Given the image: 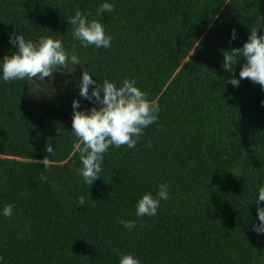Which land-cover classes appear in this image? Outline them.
Returning a JSON list of instances; mask_svg holds the SVG:
<instances>
[{"label":"trees","instance_id":"obj_1","mask_svg":"<svg viewBox=\"0 0 264 264\" xmlns=\"http://www.w3.org/2000/svg\"><path fill=\"white\" fill-rule=\"evenodd\" d=\"M105 2L115 11L97 16ZM77 9L100 20L111 47L73 38ZM252 27L264 35V0H0V61L17 51L16 32L62 39L83 66L51 90L4 82L0 65V264H119L114 249L141 264H264V234L253 230L264 186V87L227 83L239 79L243 58L233 73L222 66L223 51L242 48ZM84 68L98 83L134 78L161 109L135 148L108 150L91 186L76 172L71 131L74 100L80 111L99 107L79 95ZM163 183L169 199L158 214L137 217L138 201Z\"/></svg>","mask_w":264,"mask_h":264},{"label":"clouds","instance_id":"obj_2","mask_svg":"<svg viewBox=\"0 0 264 264\" xmlns=\"http://www.w3.org/2000/svg\"><path fill=\"white\" fill-rule=\"evenodd\" d=\"M115 11L111 3H103L97 9V16L104 12ZM91 12L76 10L75 15L69 17L68 23L72 26V36L78 40L82 47L87 48L94 45L97 49L111 47L113 37L106 33L105 26L100 20L88 17ZM260 27H252L250 36L242 48H232L223 51V68L233 73L241 58L245 63L239 72V79L233 75L227 83L238 87L240 81L248 79L255 84L264 87V35L260 34ZM236 30L233 29L232 39H236ZM9 42L17 47L11 55L4 56L0 61L2 65V79L4 82L23 80L27 82L38 81L46 83V79L54 80L55 73H73L75 66L80 65L81 60L75 51V46L67 49L62 39H54L51 36L41 37L38 41L25 39L23 35L12 33ZM79 95L94 105L80 111V101H73L72 132L77 138L74 147L80 154L82 167L76 169L77 174L83 178L86 185L91 186L102 177V164L108 150L115 146L120 148L126 145L135 148L144 136V130L154 124L159 118L160 105L155 100L148 99V93L137 87L134 78H125L121 86L108 79L97 82L93 75L84 68L79 83ZM264 103V102H262ZM147 146L150 149L152 142L149 140ZM46 151L55 154L52 143L46 145ZM45 169L50 167V160L45 157L40 161ZM47 180V177H42ZM169 184L159 185V191L154 196L147 192L138 201L136 206L137 217H154L158 214L161 201L169 199ZM78 206H86V198L80 196L76 201ZM259 223L253 225V230L258 234H264V186L258 190V199H255ZM15 205L8 204L3 208V215L11 217ZM125 228L131 230L136 227L135 220H121ZM144 227L143 224L140 225ZM27 228V226H26ZM119 264H141V261L133 254L120 253ZM3 257L0 256V260Z\"/></svg>","mask_w":264,"mask_h":264},{"label":"rangeland","instance_id":"obj_3","mask_svg":"<svg viewBox=\"0 0 264 264\" xmlns=\"http://www.w3.org/2000/svg\"><path fill=\"white\" fill-rule=\"evenodd\" d=\"M64 75H65V73H63V72H57V73H55V79L54 80H49L48 78H45L46 79L45 84H41L38 81H37V83L40 86H45L51 90H54L57 86L60 85V83H62V80L64 79Z\"/></svg>","mask_w":264,"mask_h":264}]
</instances>
